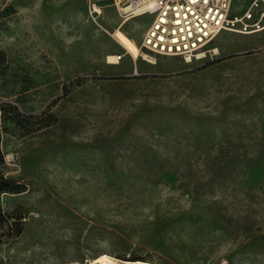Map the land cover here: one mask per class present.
Wrapping results in <instances>:
<instances>
[{
	"label": "rangeland",
	"instance_id": "374dc122",
	"mask_svg": "<svg viewBox=\"0 0 264 264\" xmlns=\"http://www.w3.org/2000/svg\"><path fill=\"white\" fill-rule=\"evenodd\" d=\"M151 18L0 0V264H264V30L187 62Z\"/></svg>",
	"mask_w": 264,
	"mask_h": 264
},
{
	"label": "built area",
	"instance_id": "2783aa9c",
	"mask_svg": "<svg viewBox=\"0 0 264 264\" xmlns=\"http://www.w3.org/2000/svg\"><path fill=\"white\" fill-rule=\"evenodd\" d=\"M114 4L123 20L136 13L152 16L141 46L157 54L195 58L223 30L244 34L264 30V0H253L240 14L232 12V0H114Z\"/></svg>",
	"mask_w": 264,
	"mask_h": 264
},
{
	"label": "bare ground",
	"instance_id": "6f19581e",
	"mask_svg": "<svg viewBox=\"0 0 264 264\" xmlns=\"http://www.w3.org/2000/svg\"><path fill=\"white\" fill-rule=\"evenodd\" d=\"M97 9V8H96ZM98 10V9H97ZM140 13H136L134 16H138ZM129 19H125V21L121 24V26L123 24H125ZM122 47L124 48L125 52L127 54H129L131 57L134 56L133 50L132 48H130L128 45L125 44H121ZM214 47V46H213ZM141 49V48H140ZM212 51L214 53H218L219 50L218 48H213L211 50H201L198 54L197 57H195L196 59H200L203 57H206L208 52ZM137 54L143 56L144 59H147L149 61H154V57H151L150 55H147L146 53H141L140 51H137ZM118 57V55H113L110 54L109 55V63H117L118 61L116 60V58ZM194 57L193 55H187L186 56V61L190 62L193 61ZM151 264L149 261L144 260H132V262H130L129 260H117L114 256H112L109 253H102L101 255H99L98 257L92 259L89 262H79L78 264Z\"/></svg>",
	"mask_w": 264,
	"mask_h": 264
}]
</instances>
